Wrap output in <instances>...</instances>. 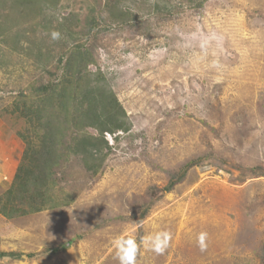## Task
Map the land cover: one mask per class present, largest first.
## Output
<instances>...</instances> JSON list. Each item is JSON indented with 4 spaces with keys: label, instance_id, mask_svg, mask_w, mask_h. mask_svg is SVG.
<instances>
[{
    "label": "rangeland",
    "instance_id": "rangeland-1",
    "mask_svg": "<svg viewBox=\"0 0 264 264\" xmlns=\"http://www.w3.org/2000/svg\"><path fill=\"white\" fill-rule=\"evenodd\" d=\"M200 2L26 3L0 36V154L10 161L25 149L14 98L57 80L75 42L93 50L91 69L131 124L106 134L100 173L71 157L60 183L72 204L2 217L0 249L24 256L14 264H264V0ZM62 23L77 34L56 35ZM40 51L54 57L47 68Z\"/></svg>",
    "mask_w": 264,
    "mask_h": 264
},
{
    "label": "trees",
    "instance_id": "trees-1",
    "mask_svg": "<svg viewBox=\"0 0 264 264\" xmlns=\"http://www.w3.org/2000/svg\"><path fill=\"white\" fill-rule=\"evenodd\" d=\"M36 2L48 5L47 0H0V18H3L0 19V36L10 30L9 25L16 17L27 14L26 3ZM7 8L10 10L4 14ZM111 13L113 19H125L130 15L124 11ZM66 19L67 22L69 18ZM59 25L56 35L57 32L67 37L77 34L64 23L61 28ZM71 45L57 60L62 67L57 80L35 81L30 84L29 92H19L14 98L11 113L24 120L25 126L17 135L23 140L25 149L12 183L0 190V214L6 219L72 204L74 195L60 183V173L71 157L77 158L88 173L96 175L104 168L111 148L106 132L116 135L131 129L126 110L105 73L99 67L91 69V65H97L93 50L80 42ZM36 57L37 66L42 68L54 61L50 52L40 51ZM171 188L172 185L168 189ZM65 249L58 246L53 251L57 254ZM4 256L20 259L22 253L0 249V257Z\"/></svg>",
    "mask_w": 264,
    "mask_h": 264
},
{
    "label": "crops",
    "instance_id": "crops-1",
    "mask_svg": "<svg viewBox=\"0 0 264 264\" xmlns=\"http://www.w3.org/2000/svg\"><path fill=\"white\" fill-rule=\"evenodd\" d=\"M6 137H8V136L6 135ZM11 159H13V160L10 161L8 157H5V155L0 154V188L1 187L8 188L10 186V184L12 183L13 178L15 176L18 164L14 163L15 162L14 156ZM8 180H9V182H8ZM2 217L3 216L0 214V223L1 224L3 223L2 222L3 221ZM23 230H25V229H23ZM0 236H2V235H0ZM11 249L15 250V251H21V250H18V249H13V248H11ZM70 253H71V255L74 256V255H76L77 252L74 250V251H72ZM65 257H66V255H65ZM23 258H24L23 255H22V257L20 259H7V258H5V256L4 257H0V264H6V261L8 263H10V264H14L17 261H21ZM68 260H69V258H68Z\"/></svg>",
    "mask_w": 264,
    "mask_h": 264
},
{
    "label": "clouds",
    "instance_id": "clouds-1",
    "mask_svg": "<svg viewBox=\"0 0 264 264\" xmlns=\"http://www.w3.org/2000/svg\"><path fill=\"white\" fill-rule=\"evenodd\" d=\"M106 134H109V135H111V133H108V132H106ZM19 164V163H18ZM18 167V166H17Z\"/></svg>",
    "mask_w": 264,
    "mask_h": 264
}]
</instances>
